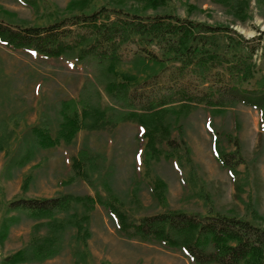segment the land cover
I'll list each match as a JSON object with an SVG mask.
<instances>
[{"label": "rangeland", "instance_id": "obj_1", "mask_svg": "<svg viewBox=\"0 0 264 264\" xmlns=\"http://www.w3.org/2000/svg\"><path fill=\"white\" fill-rule=\"evenodd\" d=\"M101 9L175 16L235 32L259 46L251 60L255 79L243 88L253 89L264 77V0H0V20L47 26ZM235 49L230 53L239 54ZM161 69L120 65L117 81L133 88ZM94 75L76 59L45 58L0 43V264L51 234L60 238L57 256L20 264H192L182 250L122 235L111 203L130 226L181 212L236 218L264 231V111L241 104L177 105L151 119L100 129L95 126L116 104ZM85 107L91 113L84 118ZM62 111L77 119L80 130L70 144L43 148L36 130L56 140ZM65 195L92 201L45 218L10 208Z\"/></svg>", "mask_w": 264, "mask_h": 264}, {"label": "trees", "instance_id": "obj_2", "mask_svg": "<svg viewBox=\"0 0 264 264\" xmlns=\"http://www.w3.org/2000/svg\"><path fill=\"white\" fill-rule=\"evenodd\" d=\"M220 40L226 43L224 47ZM0 43L15 51L33 52L45 58L76 59L86 69L91 68L116 108L103 118L101 126H95L94 122L89 127L102 129L105 126L109 130L121 122L151 119L177 105L220 108L241 104L264 111V77L255 82L253 89L243 88L255 79L251 60L259 46L250 45L227 29L175 16L151 17L122 9H101L91 14L69 16L47 26L0 20ZM127 44L134 48H128ZM123 45L126 47L121 50ZM235 48L240 49V53L233 55L230 52ZM125 64L153 65L162 69L131 88L117 81V68ZM88 109L84 108V118L91 113ZM61 114L64 123L56 140L45 131L36 130L43 148L55 147L60 141L70 144L80 130L73 115L63 111ZM261 126L264 132V120ZM165 142L175 149L174 141ZM80 156L82 160L88 159L85 152ZM88 200L92 201L91 198L65 195L48 200L19 201L10 208L34 218H45L63 213L77 203L86 205ZM109 207L119 219L118 229L122 235L130 237L133 234L144 242L172 251L182 250L192 264H264V231L247 221L168 212L143 218L130 226L115 203ZM58 237L51 234L8 257L5 263L42 262L54 258L61 247Z\"/></svg>", "mask_w": 264, "mask_h": 264}]
</instances>
